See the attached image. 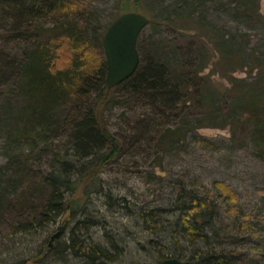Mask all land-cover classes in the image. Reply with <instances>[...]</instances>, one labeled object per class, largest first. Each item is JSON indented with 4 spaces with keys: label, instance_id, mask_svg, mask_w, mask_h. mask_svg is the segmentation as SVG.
<instances>
[{
    "label": "trees",
    "instance_id": "16d2710c",
    "mask_svg": "<svg viewBox=\"0 0 264 264\" xmlns=\"http://www.w3.org/2000/svg\"><path fill=\"white\" fill-rule=\"evenodd\" d=\"M142 1L117 0L112 22L126 12L140 13ZM209 4L217 10L226 9L246 23L263 19L258 0H225V4L220 0H190L185 18L174 12L159 19L171 30V36L160 35L149 41L141 56L137 41L136 71L108 90L102 49L106 29L100 34L91 33L88 19L83 22L77 18H90L86 0H0L1 23L13 24L8 31L0 30V137L9 152L0 166V234L44 231L65 214L72 217L81 211L90 193L102 191L92 183L93 177L121 150L119 139L104 120L118 87L128 96L127 102L150 108L153 118L167 123L178 120L175 128L167 127L153 136L158 137L157 147L177 144L189 131L194 134L203 128H229L232 137L251 136L264 153V54L242 51L236 38L246 40L245 35H224L206 22ZM46 18L51 23L48 27L43 24ZM146 18L148 24L156 20ZM195 24L204 32L194 30ZM183 36L191 46L188 61L183 60V47L178 46ZM61 41L71 51L65 68L56 66ZM89 56L97 60L88 62ZM244 69L247 78L233 76ZM215 75L221 81H216ZM142 122L145 120L138 123ZM58 141L61 146L46 148ZM197 142L207 144L203 139ZM40 143L46 149L37 159L34 154H40L39 149L35 151ZM88 177L92 179L83 186ZM79 191L81 200H75ZM214 195L223 198L228 215L245 218L236 206L238 196L224 183L215 181L212 190H189L180 183L166 207L141 209L135 222L149 232L162 234L168 243L179 240L194 251L187 257L185 247L163 254L164 260L239 264L240 254L218 250L221 245L216 225L222 203L215 201ZM94 227L100 226L83 214L66 242L57 243L48 252L63 264L67 257L81 264L116 263L122 248L104 229L105 244L85 238ZM248 228V223L239 222V230ZM44 259L45 255H39L31 262L41 263Z\"/></svg>",
    "mask_w": 264,
    "mask_h": 264
},
{
    "label": "rangeland",
    "instance_id": "374dc122",
    "mask_svg": "<svg viewBox=\"0 0 264 264\" xmlns=\"http://www.w3.org/2000/svg\"><path fill=\"white\" fill-rule=\"evenodd\" d=\"M116 1L86 0L85 8L91 16L77 18L83 22L88 19L90 32L100 34L112 23L116 14ZM220 1L225 4V0ZM189 3L190 0L142 1L139 14L156 20L147 24L138 38L140 56L147 50L149 41L160 35L171 36V30L160 23L159 19H166L174 12L185 18ZM207 6L206 22L215 25L224 35H245L246 40L236 38V44L242 51L264 54V0H258L259 13L263 18L259 23H246L237 20L224 8L217 10L212 4ZM43 24L45 27L51 25L48 18ZM194 26V30L204 32L196 24ZM11 28L12 23L5 25L0 21L2 33ZM187 40L186 36L178 40V46L183 47L180 55L184 61L192 57ZM84 56L87 54L84 53ZM70 57L69 47L61 41L56 66L65 68ZM96 60L89 56L87 61ZM233 76L244 79L248 74L244 69L235 71ZM214 79L221 81L216 75ZM113 97V102L104 112V120L109 130L119 139L121 150L111 163L93 177L92 183H97L102 191L90 193L81 211L72 217L65 214L44 231L15 236L3 231L5 234H0V264H33L31 260L39 255H45L44 261L34 264H63L58 263L48 250L54 249L57 243L61 245L66 242L72 227L83 214L91 216L100 226L89 229L85 234L87 241L105 244L106 231L119 243L123 254L114 264H160L164 260L161 258L163 254H172L185 247L187 249L184 252L189 257L194 254L189 244L179 240L168 243L162 234L149 232L135 222V216L141 209L166 207L176 195L180 183L189 190H212L215 181L224 183L238 196L237 209L245 215L243 219L228 215L224 211L223 198L214 195L215 201L222 203L216 225L218 245H221L218 250L240 254L239 264H264V221L261 220L264 218V153L257 149L256 140L251 136L232 137L229 128H203L194 134L189 131L185 140L177 144L157 147L158 137L153 136L167 127L175 128L179 124L178 120L170 119L167 123L164 119L153 118L150 108L127 102L128 96L121 87L114 90ZM139 120L145 122L138 123ZM198 139H203L207 144H199ZM58 143L60 141L48 147L44 143L37 144L35 151L39 149L40 154H34L35 158L38 159L46 148L53 149L62 145ZM5 147L4 139L0 137V166L9 155ZM44 161L40 162L43 164ZM91 179L88 177L83 186L88 185ZM73 198L81 200L80 191ZM83 210L86 212L82 213ZM239 222L248 223L250 228L239 230ZM57 233H60L59 237L51 241V237ZM66 260L64 264L82 263L70 257Z\"/></svg>",
    "mask_w": 264,
    "mask_h": 264
},
{
    "label": "water",
    "instance_id": "95a60500",
    "mask_svg": "<svg viewBox=\"0 0 264 264\" xmlns=\"http://www.w3.org/2000/svg\"><path fill=\"white\" fill-rule=\"evenodd\" d=\"M148 19L136 12H126L118 16L105 30L102 49L105 57L108 90L115 88L130 78L139 65L137 51L138 37L147 26ZM60 233L51 237L57 239ZM160 264H194L176 259H166Z\"/></svg>",
    "mask_w": 264,
    "mask_h": 264
}]
</instances>
